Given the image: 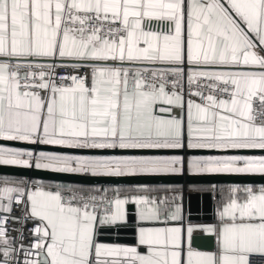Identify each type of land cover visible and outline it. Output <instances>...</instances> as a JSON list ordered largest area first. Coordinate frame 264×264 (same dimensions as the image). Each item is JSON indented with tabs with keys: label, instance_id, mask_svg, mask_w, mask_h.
Segmentation results:
<instances>
[{
	"label": "snow or ice",
	"instance_id": "6c2138e0",
	"mask_svg": "<svg viewBox=\"0 0 264 264\" xmlns=\"http://www.w3.org/2000/svg\"><path fill=\"white\" fill-rule=\"evenodd\" d=\"M0 264H264V0H0Z\"/></svg>",
	"mask_w": 264,
	"mask_h": 264
},
{
	"label": "crops",
	"instance_id": "0c3cea01",
	"mask_svg": "<svg viewBox=\"0 0 264 264\" xmlns=\"http://www.w3.org/2000/svg\"><path fill=\"white\" fill-rule=\"evenodd\" d=\"M190 208L193 211V213L197 212V210L201 208L200 202L197 199L194 198L191 201ZM207 211L210 213L211 212V208L209 207L207 209Z\"/></svg>",
	"mask_w": 264,
	"mask_h": 264
}]
</instances>
